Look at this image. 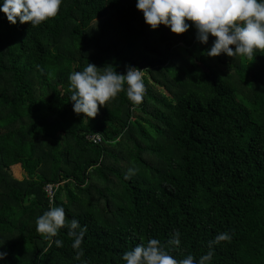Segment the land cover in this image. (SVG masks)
<instances>
[{
	"label": "trees",
	"instance_id": "1",
	"mask_svg": "<svg viewBox=\"0 0 264 264\" xmlns=\"http://www.w3.org/2000/svg\"><path fill=\"white\" fill-rule=\"evenodd\" d=\"M135 3L62 0L35 26L0 12V264H125L149 238L198 258L221 232L231 239L211 264H264V50L208 56L215 37L151 29ZM88 62L143 67L152 82L139 104L125 84L86 117L68 77ZM56 206L85 229L79 260L67 226L52 238L62 246L36 230Z\"/></svg>",
	"mask_w": 264,
	"mask_h": 264
},
{
	"label": "clouds",
	"instance_id": "2",
	"mask_svg": "<svg viewBox=\"0 0 264 264\" xmlns=\"http://www.w3.org/2000/svg\"><path fill=\"white\" fill-rule=\"evenodd\" d=\"M61 3L62 0H0V12L11 24L18 20L35 26L54 17ZM135 7L142 12L151 29L164 25L171 32L180 34L191 26L200 43H207L209 35L215 37L207 50L208 56L223 52L228 56L239 54L252 61L255 50H264V0H136ZM187 21H191V25ZM98 69L88 62L83 70L69 74L72 89L69 100L73 102L75 113L94 117L99 111L98 105L103 106L115 98L125 90V84L128 99L136 104L142 101L145 85L139 68L129 66L123 74L114 69L103 72ZM64 226L68 227V235L73 237L74 259L79 260L84 252L81 244L85 229L78 220L73 218L70 223L66 222L63 206L51 207L36 219V230L49 241V247L52 243L62 246L63 241L52 238ZM179 236L178 231L174 232L167 243L178 247L181 243ZM230 239L228 232H221L209 241V250L198 258L188 254L177 259L159 239L149 238L146 243L123 252L121 258L125 264H211L214 244ZM6 255V251L0 250V261Z\"/></svg>",
	"mask_w": 264,
	"mask_h": 264
},
{
	"label": "built area",
	"instance_id": "3",
	"mask_svg": "<svg viewBox=\"0 0 264 264\" xmlns=\"http://www.w3.org/2000/svg\"><path fill=\"white\" fill-rule=\"evenodd\" d=\"M140 69V71L142 72V74H144V71H146V69H144L143 67H137ZM86 139L93 142V143H99L101 141V135L99 133H92V134H87L86 135ZM53 185L52 184H47L45 186V191L46 194L50 197V199H52V195H53Z\"/></svg>",
	"mask_w": 264,
	"mask_h": 264
},
{
	"label": "rangeland",
	"instance_id": "4",
	"mask_svg": "<svg viewBox=\"0 0 264 264\" xmlns=\"http://www.w3.org/2000/svg\"><path fill=\"white\" fill-rule=\"evenodd\" d=\"M144 79L147 80L149 83L152 82L151 78L149 77V75H148V73H147V70L144 71V74H143V80H144ZM150 84H151V83H150ZM158 89H160V88H158ZM12 173H13V176H14V177H16V178H20V179H21L22 174H21V172L18 170V168L13 167V168H12ZM12 173H11V174H12Z\"/></svg>",
	"mask_w": 264,
	"mask_h": 264
}]
</instances>
